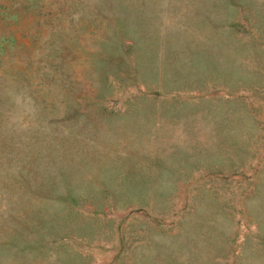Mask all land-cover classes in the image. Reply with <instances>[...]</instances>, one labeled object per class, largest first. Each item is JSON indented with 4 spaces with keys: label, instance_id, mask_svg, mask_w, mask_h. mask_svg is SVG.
I'll use <instances>...</instances> for the list:
<instances>
[{
    "label": "rangeland",
    "instance_id": "374dc122",
    "mask_svg": "<svg viewBox=\"0 0 264 264\" xmlns=\"http://www.w3.org/2000/svg\"><path fill=\"white\" fill-rule=\"evenodd\" d=\"M0 264H264V0H0Z\"/></svg>",
    "mask_w": 264,
    "mask_h": 264
}]
</instances>
